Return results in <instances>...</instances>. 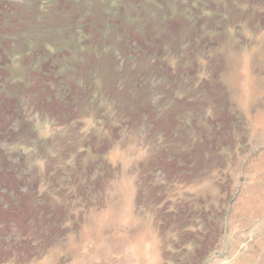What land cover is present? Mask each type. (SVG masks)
<instances>
[{"label":"rangeland","instance_id":"obj_1","mask_svg":"<svg viewBox=\"0 0 264 264\" xmlns=\"http://www.w3.org/2000/svg\"><path fill=\"white\" fill-rule=\"evenodd\" d=\"M0 264H264V0H0Z\"/></svg>","mask_w":264,"mask_h":264}]
</instances>
